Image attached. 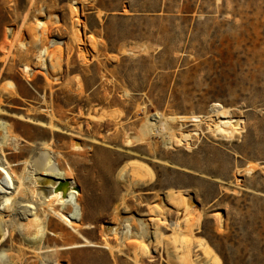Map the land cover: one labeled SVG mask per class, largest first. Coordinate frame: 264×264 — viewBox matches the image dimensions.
<instances>
[{
  "label": "rangeland",
  "instance_id": "1",
  "mask_svg": "<svg viewBox=\"0 0 264 264\" xmlns=\"http://www.w3.org/2000/svg\"><path fill=\"white\" fill-rule=\"evenodd\" d=\"M43 145L81 221L0 210V264H264V0H0V161Z\"/></svg>",
  "mask_w": 264,
  "mask_h": 264
},
{
  "label": "bare ground",
  "instance_id": "2",
  "mask_svg": "<svg viewBox=\"0 0 264 264\" xmlns=\"http://www.w3.org/2000/svg\"><path fill=\"white\" fill-rule=\"evenodd\" d=\"M38 25L40 27H43L44 25H46V21H39ZM54 43L55 42L51 41L49 46L54 48L57 45V44L54 45ZM56 52L58 53V50H56ZM39 55L40 56L49 55L48 48H43V50L40 51ZM23 71L27 75V80L31 82L32 79L31 76H33L32 69L29 66L25 65L23 66ZM9 93L15 95L16 91L12 90L9 91ZM216 109L218 108L216 107ZM216 115L217 116L213 121H214V125L216 126L217 130L220 133L228 130L230 133L235 132L237 129H239L242 123V120L240 118L234 119L230 117L228 112L223 108H219L217 110ZM185 119L186 117H180V120L182 121ZM188 119L193 123L200 122L198 116L190 115L188 116ZM150 122L154 123L153 121ZM152 123L150 125H152ZM152 126H149L150 128L146 130L148 134L150 131L153 130ZM47 127H49V129L52 131L66 134V132H64L63 130L61 131L59 130V128L57 129L50 124L47 125ZM191 135H193L191 134V132L185 133L184 140L187 141L191 137ZM75 147H79V146H77L76 144ZM40 151L41 152L37 157H33L31 160H25L23 163L20 164L22 165L20 174L15 173L11 169V167L18 166L19 164H10L6 160H3V162L0 161V197H1L0 210L9 211L10 209L15 210V208L24 209V214L26 216H31L32 218L30 220V223L26 226V228L20 230L19 234L24 235V231L27 230V232H29V230L38 227L37 233L32 232L31 237L29 238L32 241L36 240V238L38 237V233L40 235L42 234L41 232L42 230L40 227V218H38L34 212L38 208L42 210L44 216H47L48 214L55 216L60 221L64 222V224L73 232H76V228H74L72 224L77 221L78 222L81 221V217H79V215H81L79 214V207H80L79 199H78L79 193L75 189L76 188L75 181L73 179H70L71 176H70V172H68L69 170L62 171L61 169L57 168L55 162L53 161L52 156L50 155L48 145H43ZM134 173L140 181L145 182L144 179L146 177V172L143 170V168L140 167L136 168ZM14 181L17 184L16 186L14 185L15 184ZM62 181L69 182L68 191L65 197L61 195L60 191L57 192L53 191L56 185H58V183ZM17 198H21L29 204H22V203L17 204L16 201ZM175 200L179 201L180 199L178 198V196H175V198H172L171 204L175 205L176 204ZM183 201L184 200H182V202ZM185 203H179V204H184L186 206L187 204ZM54 205L57 206V209L54 208ZM66 210H68V212H66ZM84 227L88 228V226H84ZM105 229H106L105 231L108 234L114 235V233H117V229L115 227L107 226L105 227ZM46 233H47L46 235H49L51 237L55 236V234L52 232L48 231ZM10 236L11 234L8 231L2 232V230H0V246L5 245L6 242L9 240ZM81 239L86 244L85 243L73 244L69 246L60 247L59 249L65 250V249H72V248H79L86 246L88 247L98 246L96 244L89 243L87 240H85L82 237ZM44 252H49V249L46 251L43 250V253ZM189 262L190 261L188 260V258L186 256L185 257L183 256L179 260L178 264H190Z\"/></svg>",
  "mask_w": 264,
  "mask_h": 264
},
{
  "label": "water",
  "instance_id": "3",
  "mask_svg": "<svg viewBox=\"0 0 264 264\" xmlns=\"http://www.w3.org/2000/svg\"><path fill=\"white\" fill-rule=\"evenodd\" d=\"M69 182L68 181H62L56 185V187L53 189L54 192L60 191L61 195L63 197L66 196V193L68 191ZM77 190V187L75 188Z\"/></svg>",
  "mask_w": 264,
  "mask_h": 264
}]
</instances>
